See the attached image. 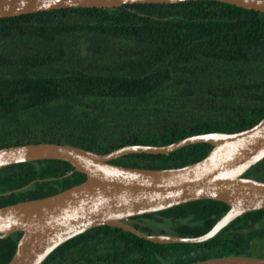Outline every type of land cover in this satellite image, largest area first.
Instances as JSON below:
<instances>
[{
	"label": "trees",
	"instance_id": "obj_1",
	"mask_svg": "<svg viewBox=\"0 0 264 264\" xmlns=\"http://www.w3.org/2000/svg\"><path fill=\"white\" fill-rule=\"evenodd\" d=\"M264 115V11L221 0L69 6L0 17V146L58 142L95 152L236 131ZM128 152L110 161L180 166L210 149ZM242 176L264 180V156ZM85 178L66 160L0 166V205ZM228 208L199 198L123 221L145 233L194 236ZM21 230L0 237V264ZM227 254L264 256V207L198 242H153L114 225L83 230L39 264H184Z\"/></svg>",
	"mask_w": 264,
	"mask_h": 264
},
{
	"label": "water",
	"instance_id": "obj_2",
	"mask_svg": "<svg viewBox=\"0 0 264 264\" xmlns=\"http://www.w3.org/2000/svg\"><path fill=\"white\" fill-rule=\"evenodd\" d=\"M177 1L181 0H0V17L69 6ZM221 1L264 11V0ZM195 142L211 147L200 159L180 166L150 168L110 161L128 152L167 153ZM263 156L264 115L236 131L193 133L165 144L129 143L105 152L46 141L0 146V166L56 158L85 174L80 182L53 194L0 205V237L21 230L5 264H39L62 241L101 224L121 227L153 242L205 240L234 217L264 207V180L241 175ZM199 198L224 201L228 208L198 235L145 233L123 221L130 215ZM184 264H264V256L227 254Z\"/></svg>",
	"mask_w": 264,
	"mask_h": 264
}]
</instances>
